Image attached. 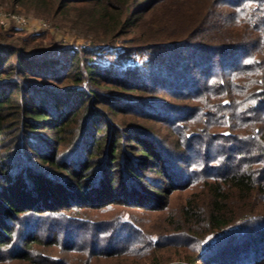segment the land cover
Masks as SVG:
<instances>
[{"label":"trees","instance_id":"16d2710c","mask_svg":"<svg viewBox=\"0 0 264 264\" xmlns=\"http://www.w3.org/2000/svg\"><path fill=\"white\" fill-rule=\"evenodd\" d=\"M0 5L93 39L47 46L0 30V263L90 264L172 238L184 251L175 264H235L208 252L264 247V0ZM109 48L145 60L95 61ZM189 191L170 237L115 209L162 210Z\"/></svg>","mask_w":264,"mask_h":264},{"label":"rangeland","instance_id":"374dc122","mask_svg":"<svg viewBox=\"0 0 264 264\" xmlns=\"http://www.w3.org/2000/svg\"><path fill=\"white\" fill-rule=\"evenodd\" d=\"M10 7H3L0 5V9L3 10V12L7 15H20L25 16V18L29 21V24L22 29H20L19 34H17L18 38L26 39L29 37H32L35 34H43V42L48 46L50 43L57 44L60 46H74L78 48H87L91 47L92 40L91 38H86L85 33L83 31H80L76 28H73L70 23H62L61 19H56L54 21H49L47 19H44L42 17H38L35 15L33 11L26 10L23 6H17L14 11H11L9 9ZM61 20V21H60ZM41 23H46L48 28L42 29ZM15 25V22H12L9 28H2L4 30H9ZM118 49H123V44H117ZM110 48L106 50L104 53L105 56H97L94 57L95 61L102 62L103 65L110 63L113 61L116 65H124L128 66L134 63H142L145 58L142 56H137L132 59H123V61H120L118 57L111 58L110 56H107L106 54L110 55ZM159 135L162 137H166L168 135V132L166 129L161 128L160 126L157 127L156 130ZM173 139V136L170 137ZM209 147V146H208ZM192 196V191H189L187 193H179L174 196L172 199V202L170 206L162 208V210L158 209H149V210H142V209H123L122 207L115 208L116 211H120V213L128 214L129 217L136 220V223L138 226H141L146 233L149 234L150 237L153 238H159V236H167L169 235V229L177 230L178 226H169L170 223L168 222V219H170L172 216H175L177 212L181 209L182 205L187 202V200ZM164 201V200H163ZM100 217H105L102 214H99ZM96 232L98 230H95ZM96 232H91V236H95L97 234ZM156 240V239H155ZM182 240V239H181ZM216 240H214L213 237H210L205 241L206 247H209L208 249H211V245L215 243ZM178 239H172V238H165L159 245V248L157 247L155 250L151 251V248L148 246H145L144 244L140 243L135 246L134 249H132L130 252L126 251L124 253H120L122 255H117V257L106 260V259H100V260H91L90 264H157V260L162 261L164 264H168L169 262H172L171 264L177 263V260L180 258V254H177L176 251L179 250L178 253H184L183 249L181 248H173L174 244H178ZM222 242L221 244H223ZM237 242L231 251H227L224 254L216 255L212 250L208 252V255L212 259H215V261H218L219 259H223L228 257L229 255H237L236 258L239 259V261H233L235 264H264V247L261 248L259 251L257 250H250L248 252L243 251L247 250L242 246H238ZM180 245V244H179ZM187 249V248H186ZM255 251V252H254ZM38 253L41 255H44L43 253H46L54 258L61 259L60 257H65L62 251H59L56 248H45L41 247L38 250ZM175 253V254H174ZM214 255V256H213ZM87 256V255H86ZM51 257V258H52ZM52 258V259H54ZM227 259V258H226ZM74 261L77 263H81L80 256L75 255ZM225 261V260H223ZM46 262L44 260H40L37 262V264H45ZM224 263V262H223ZM232 262H228L227 264H230ZM0 264H36L33 262H15V261H6L4 263Z\"/></svg>","mask_w":264,"mask_h":264},{"label":"built area","instance_id":"2783aa9c","mask_svg":"<svg viewBox=\"0 0 264 264\" xmlns=\"http://www.w3.org/2000/svg\"><path fill=\"white\" fill-rule=\"evenodd\" d=\"M12 22H15V27L17 29H22L29 24V21L25 18V16L7 15L2 9H0V27L9 28ZM41 27L42 29L48 28L46 23H41Z\"/></svg>","mask_w":264,"mask_h":264}]
</instances>
